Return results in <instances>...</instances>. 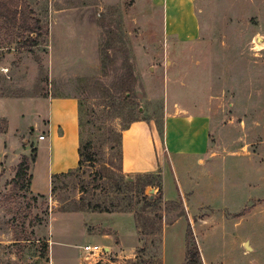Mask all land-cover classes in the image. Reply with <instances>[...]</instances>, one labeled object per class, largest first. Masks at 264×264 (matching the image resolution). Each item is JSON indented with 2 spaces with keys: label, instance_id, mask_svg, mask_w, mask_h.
I'll return each mask as SVG.
<instances>
[{
  "label": "rangeland",
  "instance_id": "rangeland-1",
  "mask_svg": "<svg viewBox=\"0 0 264 264\" xmlns=\"http://www.w3.org/2000/svg\"><path fill=\"white\" fill-rule=\"evenodd\" d=\"M24 1L47 34L27 49V35L0 16V264H50L48 222L65 211L133 214L144 240L139 263L161 264L164 221H175L186 207L163 201L160 170H123V131L146 120L165 151V118L179 104L195 105L226 129L221 142L229 150L262 147L264 159V74L254 66L264 57L249 38L264 21V3L262 13L235 15L224 10V0H212L210 8L205 1L202 18L228 16L227 29L213 25L221 33L216 40L204 30L200 42L183 43L163 38L152 0ZM246 33L248 40L240 39ZM209 49H216L220 69L212 79ZM50 96L78 99L83 162L55 176L51 193L42 196L29 187L37 132L45 134L47 125L40 100ZM221 164L209 192L195 193L208 205L198 218L208 214L209 221L195 230L190 224L187 250L198 247L200 264L202 252L210 264H264V207L255 208L264 195V163L228 154ZM144 194L155 201H144ZM177 235L169 242L173 254Z\"/></svg>",
  "mask_w": 264,
  "mask_h": 264
},
{
  "label": "crops",
  "instance_id": "crops-1",
  "mask_svg": "<svg viewBox=\"0 0 264 264\" xmlns=\"http://www.w3.org/2000/svg\"><path fill=\"white\" fill-rule=\"evenodd\" d=\"M205 1L209 8L212 0H152L160 12L159 24L165 40L176 39L183 43H198L204 30L210 40H216L221 33L213 31V25L223 23L227 29L229 17L223 19L206 16ZM264 0H224L225 11L236 13L261 11ZM258 7L259 10H258ZM235 19L232 23H235ZM251 41L257 39L259 51L264 57V21L261 18L255 25ZM226 36V31H223ZM240 39L248 40V34H240ZM254 49L255 47H250ZM213 52V53H212ZM256 53H254L255 55ZM216 49H209V77L220 71L216 60ZM213 59V63H212ZM255 74L263 77L264 60H254ZM213 65V66H212ZM218 65V68H217ZM258 67L260 70H258ZM259 72V73H258ZM215 79V78H214ZM262 79V78H261ZM215 81V80H214ZM263 81V80H262ZM264 85L261 82L260 86ZM47 108L45 139L40 140L37 132V156L31 165L30 191L48 196L51 193L53 178L66 174L79 165L80 126L79 101L74 96H50L40 100ZM176 114H169L164 121L165 151H161L155 133L146 120H137L122 134V166L128 173H152L160 170L159 190L163 201L184 202L186 212L175 221H164L161 241V264H185L187 259V235L191 224L205 225L208 214L198 218L199 213L208 207L196 201L195 193L200 190L209 192L212 179L224 157L240 154L249 157L251 164L257 165L258 159L264 163L263 149L259 147L251 153L229 150L222 137L226 129L213 122L204 108L179 104ZM40 118V117H39ZM39 124H37L38 126ZM214 125L217 138L213 136ZM48 139V142L45 141ZM45 142V143H41ZM263 195V194H262ZM261 195V196H262ZM264 195L257 198L255 208L264 207ZM231 214V213H230ZM198 219L199 222H196ZM46 242L49 245L50 264H85L82 260V247L86 244L100 245L107 252L103 264H140V251L143 237L133 214L122 212L65 211L53 213L48 222ZM177 235L178 246L174 254L169 251V242ZM204 264H210L205 254Z\"/></svg>",
  "mask_w": 264,
  "mask_h": 264
},
{
  "label": "trees",
  "instance_id": "trees-1",
  "mask_svg": "<svg viewBox=\"0 0 264 264\" xmlns=\"http://www.w3.org/2000/svg\"><path fill=\"white\" fill-rule=\"evenodd\" d=\"M0 16L5 18L11 25L21 29L24 35H27L28 44L25 48H31L36 46L39 42V38L42 34H47L43 30V26L40 24V20L35 16L34 11L29 7V5L24 0H0ZM79 126H81L80 121V107H79ZM122 147V142H121ZM80 141L79 148V165L83 162V152ZM37 156V149L34 151L33 162ZM20 174V170L18 174ZM150 185V184H147ZM161 186V182L159 187ZM45 196V195H42ZM143 200L154 202L155 199H151L150 196L144 194ZM108 211V210H106ZM191 228L189 226L188 236L191 233ZM192 236V233H191ZM188 239V237H187ZM192 239V238H191ZM47 243V242H46ZM47 246L49 247L48 243ZM200 252L196 245L193 248H188L187 250V264H200Z\"/></svg>",
  "mask_w": 264,
  "mask_h": 264
},
{
  "label": "built area",
  "instance_id": "built-area-1",
  "mask_svg": "<svg viewBox=\"0 0 264 264\" xmlns=\"http://www.w3.org/2000/svg\"><path fill=\"white\" fill-rule=\"evenodd\" d=\"M40 140L45 139V135L41 134ZM82 260L85 264H103L106 261L107 252L100 245L86 244L82 247Z\"/></svg>",
  "mask_w": 264,
  "mask_h": 264
},
{
  "label": "water",
  "instance_id": "water-1",
  "mask_svg": "<svg viewBox=\"0 0 264 264\" xmlns=\"http://www.w3.org/2000/svg\"><path fill=\"white\" fill-rule=\"evenodd\" d=\"M246 247H249L247 243H246Z\"/></svg>",
  "mask_w": 264,
  "mask_h": 264
}]
</instances>
